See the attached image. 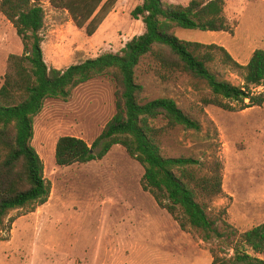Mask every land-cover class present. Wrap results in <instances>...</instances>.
Returning a JSON list of instances; mask_svg holds the SVG:
<instances>
[{"label":"rangeland","instance_id":"1","mask_svg":"<svg viewBox=\"0 0 264 264\" xmlns=\"http://www.w3.org/2000/svg\"><path fill=\"white\" fill-rule=\"evenodd\" d=\"M119 1L92 37L78 29L66 12L45 2L42 35L48 67L63 70L103 54H117L142 35L143 21L131 15L141 0ZM163 1L187 5L191 0ZM224 1L230 32L177 29L176 34L183 40L222 47L235 61L247 65L257 49L264 50V0ZM12 54L22 55L23 44L0 13V87ZM222 58L216 52L212 73L243 86L241 73L224 65ZM161 74L152 60L142 59L136 79L145 88L146 100L171 98L201 127L200 131L178 128L163 139L162 150L170 157L221 160L223 195L212 204L213 215L225 210L224 220L239 233L263 224L264 105L241 111L234 102L237 111L233 112L205 106L203 100L210 96L205 84L180 74L162 79ZM115 92L111 79L98 78L78 87L68 102H45L35 118L32 146L44 162L52 193L33 212L26 208L6 217L0 229V264H212V250L233 256L226 243L204 242L202 234L191 228L183 231L142 189L145 170L123 147H113L100 161L58 166V140L82 138L92 147L116 113ZM219 228L223 230L222 223Z\"/></svg>","mask_w":264,"mask_h":264},{"label":"trees","instance_id":"2","mask_svg":"<svg viewBox=\"0 0 264 264\" xmlns=\"http://www.w3.org/2000/svg\"><path fill=\"white\" fill-rule=\"evenodd\" d=\"M119 0H0V13L12 24L23 44V54L7 60L0 87V229L10 212L46 204L52 184L32 146L35 118L47 100L68 102L73 92L94 79L109 78L116 85V113L92 147L82 138L61 137L56 145L60 167L88 164L105 158L113 147H123L144 170L142 189L167 211L183 231L194 229L204 242L227 244L233 256L212 250V264H264V223L239 233L224 220L226 211L212 213V204L223 195L224 164L219 159L200 161L170 157L161 148L163 139L178 128L200 131L199 123L171 98L147 101L136 70L148 58L161 68L162 79L185 75L210 90L205 106L237 111L264 105V50L257 49L241 65L222 47L179 38L177 29L203 33L230 32L224 0H191L187 5L163 0H141L131 13L142 20L145 31L119 53H107L60 70L44 60L43 30L49 3L67 12L73 24L94 36L115 10ZM222 53V63L241 73L243 86L220 80L210 70ZM263 92H258L259 89ZM248 101V103H246ZM12 223L14 220L11 221ZM222 223L223 230L219 224Z\"/></svg>","mask_w":264,"mask_h":264},{"label":"crops","instance_id":"3","mask_svg":"<svg viewBox=\"0 0 264 264\" xmlns=\"http://www.w3.org/2000/svg\"><path fill=\"white\" fill-rule=\"evenodd\" d=\"M119 2H120V1H118V3H117V4H119ZM48 6H49V3H48ZM116 6H117V5H116ZM113 12H114V11H113ZM66 13H67V12H66ZM67 14H68V13H67ZM68 15H69V14H68ZM70 20H71V22L73 23V21H72V19H71V18H70ZM262 256H263V255H259L258 257H259L260 259H263V258H262ZM263 260H264V259H263Z\"/></svg>","mask_w":264,"mask_h":264}]
</instances>
